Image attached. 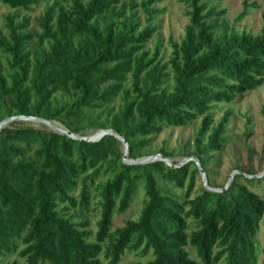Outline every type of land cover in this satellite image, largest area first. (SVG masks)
<instances>
[{
    "label": "trees",
    "instance_id": "1",
    "mask_svg": "<svg viewBox=\"0 0 264 264\" xmlns=\"http://www.w3.org/2000/svg\"><path fill=\"white\" fill-rule=\"evenodd\" d=\"M48 1L0 0L15 10L0 34V122L68 117L67 128L80 135L88 120L125 138L128 158L138 160L154 135L202 117L193 156L205 169L227 143L231 117L228 111L215 124L212 110L264 84V28L237 33L222 19L225 10L209 7L216 0H184L189 24L180 41H170L166 63L159 46L153 56L145 51L161 0H54L39 35L27 30L28 17L17 21L22 10ZM117 97L122 103L109 106ZM13 122L0 130V264L14 253L26 264H120L127 252L152 256L133 264H256L264 198L241 176L224 191L203 186L192 197L195 161L128 164L113 135L88 142ZM139 189V218L113 229ZM93 204L100 212L94 239Z\"/></svg>",
    "mask_w": 264,
    "mask_h": 264
},
{
    "label": "rangeland",
    "instance_id": "2",
    "mask_svg": "<svg viewBox=\"0 0 264 264\" xmlns=\"http://www.w3.org/2000/svg\"><path fill=\"white\" fill-rule=\"evenodd\" d=\"M54 0L48 2H41L35 5L31 10L20 12L17 21L23 17L29 18V25L27 30L34 35H39L42 32L41 22L46 12L48 5ZM62 4L66 5L65 0H60ZM87 2L88 0H84ZM141 2L142 0H136ZM162 13L154 20L153 25L158 26V30L154 33L152 39L145 45V51L149 52V56H153L157 47L159 46L158 59L163 63L169 61L172 56V48L170 46L171 40L180 41L184 35L187 25L189 24L190 7L188 2L184 0H161L154 5ZM217 7L218 10H225L222 19L226 20L231 28H234L237 33L244 32L252 33L254 35L260 34L264 28V0H216L209 4V7ZM14 9L8 5L0 2V34H6V20L7 16L13 14ZM141 14L142 26L145 25L144 14L139 9ZM247 12V13H246ZM246 15L238 20L241 14ZM33 42L37 43V38L34 36ZM170 69V68H169ZM129 77L127 85L130 86ZM171 85V79L168 80ZM122 103L121 97H117L109 106L118 107ZM264 106V84L257 89L248 91L238 95L230 103H221L213 110L214 122L217 124L226 112H231L229 124L227 126L228 141L223 146L222 150L215 153L213 159L195 176V188L192 194L194 197L200 188L203 186H214V188L222 189L228 182L230 176L235 172L234 179L245 183L250 189L256 191L264 198V117L262 108ZM103 116L98 119L99 122L103 120ZM202 117L198 118L189 125L183 127H166L160 134L154 135L151 144L142 150L143 156L140 159H145L151 156L161 154V151H166L169 154V159L173 164H180L187 159L193 157L194 140L196 133L199 130ZM73 118H64V120L52 121L58 127L68 129L66 122L72 121ZM77 124H73L76 126ZM12 127L33 126L36 128H47L49 126L37 120H15L11 124ZM80 135L90 136L94 134L97 129L88 120L79 124ZM52 130V129H51ZM120 149L123 154L126 150L125 145L120 141ZM196 159V158H195ZM209 175V181H208ZM262 179L261 183L253 185L248 184L245 178ZM180 193V192H179ZM145 194L142 189H139L138 194L134 197L130 207L125 213L115 214L112 228L123 227L127 220H136L141 214L144 206ZM91 212L88 216L89 230L92 232L94 239L97 230V221L100 217L99 208L93 204ZM97 208V209H96ZM258 255L256 264H263L264 262V226L261 225L257 233ZM191 251L192 256L196 257L195 251L191 246L187 247ZM151 254L141 257L135 252H127L120 264H133L138 261L148 262L151 260ZM26 264L25 261L19 257L17 253L9 255L3 259L2 264ZM104 264L107 261L104 260ZM218 264H224L220 262Z\"/></svg>",
    "mask_w": 264,
    "mask_h": 264
},
{
    "label": "water",
    "instance_id": "3",
    "mask_svg": "<svg viewBox=\"0 0 264 264\" xmlns=\"http://www.w3.org/2000/svg\"><path fill=\"white\" fill-rule=\"evenodd\" d=\"M15 120H37V121L49 126L55 132H58V133H61V134H65V135H67V136H69L71 138H74V139H77V140H81V141L97 142V141L101 140L105 135H113L125 145L126 150H125V152L123 154V161L125 163H128V164H146V163L154 162L156 160H162L169 166L181 167V166H183L184 164H186V163H188L190 161H195L198 164L199 168L202 169V167L199 164V161L197 159L193 158V157L187 159L185 162L180 163V164H173L170 161V159L165 157L163 154H158L157 156H151V157H148V158H145V159L130 160L128 158L129 146H128V143L126 142L125 138H123L122 136L116 134L111 129H99L94 134H92L90 136H81L79 134L73 133L69 129H64V128L58 127V126L54 125L51 121H49V120H47L45 118L21 115V116H15V117H12V118H7V119L1 121L0 122V130L3 127L7 126L10 122L15 121ZM234 175H235V172L230 176L228 184L222 189L214 188V187H211V186H208V185L206 187L209 190H212V191H217V192L224 191V190L228 189L229 186L231 185L232 181L234 180ZM254 177H258V176H254Z\"/></svg>",
    "mask_w": 264,
    "mask_h": 264
}]
</instances>
